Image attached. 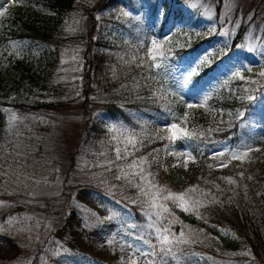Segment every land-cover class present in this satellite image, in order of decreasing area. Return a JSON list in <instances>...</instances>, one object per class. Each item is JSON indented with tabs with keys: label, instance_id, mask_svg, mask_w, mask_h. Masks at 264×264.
Returning <instances> with one entry per match:
<instances>
[{
	"label": "rangeland",
	"instance_id": "1",
	"mask_svg": "<svg viewBox=\"0 0 264 264\" xmlns=\"http://www.w3.org/2000/svg\"><path fill=\"white\" fill-rule=\"evenodd\" d=\"M16 5L31 1L0 0V12L7 8L0 28ZM35 9L55 14L42 4ZM54 19L49 42L0 38V264H160L159 256L142 255L151 249L137 239L157 243L146 205L130 202L138 190L115 180L117 169L106 170V161L135 134L134 156L148 158L149 179L165 188L156 168L169 160L187 169L203 152L211 169L225 171L234 160L255 159V141L264 140V0H74ZM153 40L165 51L155 62L148 54ZM100 54L102 63L89 64ZM127 95L150 98L151 106L128 107ZM108 100L127 117L113 116ZM177 103L210 122L232 118L239 135L212 143L204 128L173 111ZM173 123L196 135L162 139L171 137ZM249 148L247 158L231 159ZM166 203L179 221L172 231L187 226L197 241L182 246L180 264H264L201 206L196 214Z\"/></svg>",
	"mask_w": 264,
	"mask_h": 264
},
{
	"label": "trees",
	"instance_id": "2",
	"mask_svg": "<svg viewBox=\"0 0 264 264\" xmlns=\"http://www.w3.org/2000/svg\"><path fill=\"white\" fill-rule=\"evenodd\" d=\"M30 1L31 6L28 7L13 6L14 8L10 10L7 18L10 24L0 28V38L9 39L13 37L28 42H49L54 37V18L59 16L61 12L71 9L74 2V0ZM38 4L51 9L55 14L52 16L41 14L35 9ZM168 21L169 18L163 23V26H166ZM196 46L199 48L201 44ZM189 51L185 50V53ZM98 57L100 58L98 62L97 55H95L88 61L89 64H94V62L97 64L102 63L103 56L100 54ZM18 63L27 65L23 60ZM206 71H210V69ZM126 99L125 105L139 111L151 106L148 102L152 101L147 97L132 95H127ZM248 101L249 105H251L252 100ZM14 105H24L26 107V104L22 103H15ZM43 105L48 106L49 104L43 103ZM105 106L113 116L119 117L123 115L127 117L117 101L108 100ZM173 111L178 112L182 116L188 115V118L192 121L191 127H194L197 131L201 127L204 128L205 134L210 135L208 138L212 140V143L228 139L233 141L239 135L236 129L237 122L232 121V118L223 119L219 122H210L208 121V116L201 110L187 109L179 103L174 105ZM232 116L234 118L238 117L237 114ZM3 122L4 116L0 112V132ZM231 122H234L235 125L231 126ZM255 146L259 148L254 152V160H234L233 164L225 171L211 169L208 157L203 152L199 155L194 150L195 154L198 155L197 160L192 162L187 169L174 165L169 160L164 166L156 168V174L158 183L171 192H181L189 188H196L197 191L189 195L191 200L202 201L201 209L206 217L213 223L235 231L252 248L254 260L264 262V140H256ZM227 175H233L232 180L235 183H230L226 179V177H229ZM8 198L13 199L12 197Z\"/></svg>",
	"mask_w": 264,
	"mask_h": 264
},
{
	"label": "snow or ice",
	"instance_id": "3",
	"mask_svg": "<svg viewBox=\"0 0 264 264\" xmlns=\"http://www.w3.org/2000/svg\"><path fill=\"white\" fill-rule=\"evenodd\" d=\"M7 8L3 9V12L0 14L6 13ZM127 15L128 13H123ZM227 35V32L224 33ZM243 47V46H241ZM254 50V49H250ZM151 57V60L155 62L156 60L164 57L165 51L163 47L158 44L155 40L152 41V48L148 53ZM123 59V58H121ZM201 64L207 63V58H204L200 62ZM154 67L159 68L161 65L159 63H153ZM199 69V65H196L190 74H196ZM115 75V72H114ZM234 76H239L240 73L236 72L233 74ZM261 76H264V72L260 73ZM243 78V77H241ZM246 99L253 100L254 96H247ZM207 98H205L206 103ZM189 108L193 107V105L189 104ZM15 119V117H13ZM115 128L116 126H111ZM171 137H161L162 139H170V142H174L176 139H190L195 136V133H190L182 128H180L177 124L173 123L170 125ZM114 139H116L114 137ZM139 142L136 139L135 134H131L125 138V146L121 149L119 146L115 148V160L106 161V170L111 171L112 167L117 169V174L114 176V179L117 181H125L126 184L130 187H134L138 190L139 196L137 199H132L130 202L132 204L141 203L146 205L147 207V215L150 221L148 227L154 229V234L157 239L156 244H152L151 240H147L144 236H139L137 239L142 241L145 245H147L151 251L143 252L142 255L147 256H159L160 264H168V260L171 259L176 261V264H180V257L183 252L182 246L192 244L197 242L193 239V232L190 228H185L184 226L181 228L179 234L172 231V225L179 222L175 217L174 213H171L170 209L167 207V201H172L176 207L181 208L183 211H191L198 214V208L202 206V201L200 200H191L190 193L197 191L196 188H189L186 191L180 193H173L166 188H161L156 185L152 180L149 179L153 174L147 171V167L149 165V161L147 157H135L134 152L136 150L137 144ZM129 145H131V149H129ZM167 147V146H166ZM252 149H248V151L241 153L239 155L232 153L231 159H245L248 156V153L251 152ZM178 156H184L185 153H177ZM129 156H133L131 162L127 161ZM219 156L223 157L224 153H219ZM116 161H124L123 164H117ZM230 162V161H228ZM186 166V164H185ZM222 166H226V164L222 161ZM243 175V173H241ZM230 183H235L234 180L229 178ZM112 187H116L113 185ZM203 195V193H201ZM140 197H146V200L140 199ZM191 201V202H190ZM4 201H0V204H4ZM155 217V219H153ZM171 217V218H170ZM112 217H107V219H111ZM133 228L137 227L136 225H132ZM109 244L113 243L112 240L108 241ZM139 251V249H137ZM131 264H137L136 260H132ZM148 264H157L156 260L148 261Z\"/></svg>",
	"mask_w": 264,
	"mask_h": 264
}]
</instances>
